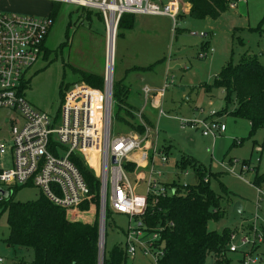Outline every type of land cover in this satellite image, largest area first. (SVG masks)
<instances>
[{
	"label": "rangeland",
	"instance_id": "rangeland-1",
	"mask_svg": "<svg viewBox=\"0 0 264 264\" xmlns=\"http://www.w3.org/2000/svg\"><path fill=\"white\" fill-rule=\"evenodd\" d=\"M234 4L236 7L230 8L218 20H194L187 9L190 8L189 4L185 2L177 29L168 17L136 15L134 28L125 30L123 36L117 38L113 78L114 84L123 82L130 87V103L136 110L144 103L142 88L148 86L157 91L163 88L166 80L169 82L163 105L169 118H162L158 125L155 111L150 106L147 111L149 118L156 120L160 146H169L171 150L167 163L161 167L164 172L162 182L170 187L173 184H193L195 172L191 169L181 171L176 166L182 156H193L214 173L210 177L213 191L229 197V202L223 204L224 217L219 222H211L209 229L218 233L232 229V233L242 231L251 236L254 229L245 226H253L259 234L264 235V202L258 210L257 190L253 185L256 174H264V133L261 131L255 138L248 139L249 124L225 116L221 123L228 130L215 140L203 136L200 130L182 128L180 123V120H204L213 112L219 116V111L225 106V93L216 89L207 94L201 86L213 84L217 73L228 63L237 65L245 56H256L264 66V32L252 30L264 18V0H237ZM54 5L48 0H0L1 11L42 18L51 15ZM60 6L47 39L46 46L50 54L46 59L43 56L26 76L30 81L25 90L26 99L37 110L51 117L59 113L63 103L61 85L65 87L79 82L78 70L105 78L106 69L107 38L101 12L66 4ZM204 50L214 52H209L207 59L201 60ZM134 67L148 69L143 72L131 71ZM233 108L232 104L230 109ZM117 111L118 106L114 103L112 135L130 133L126 124L117 120ZM14 119L15 115L10 111L0 109V143L10 139L11 122ZM127 120L130 121V118L127 117ZM235 121L237 127L234 131ZM235 137L242 144H234ZM254 142H257V147H253ZM91 163L94 165V162ZM1 167H10L8 155L0 158ZM93 173L97 177L95 170ZM261 188L264 192V185ZM224 189L229 192V196ZM14 191L12 198L17 202H32L41 197L39 189L34 187H22ZM144 192L145 185L139 194L144 195ZM236 202H241L244 208L242 213L233 211ZM103 221L106 227L105 244L109 252L125 243L124 231L129 217L109 209ZM8 236V215L4 213L0 215V258L5 264H12L16 256L32 261L34 252L27 248L9 247ZM258 244L252 260L261 264L264 243ZM226 257L229 264H243V252H228ZM130 264L154 262L138 253L134 260H130ZM208 264H214L212 257L208 259Z\"/></svg>",
	"mask_w": 264,
	"mask_h": 264
},
{
	"label": "built area",
	"instance_id": "built-area-1",
	"mask_svg": "<svg viewBox=\"0 0 264 264\" xmlns=\"http://www.w3.org/2000/svg\"><path fill=\"white\" fill-rule=\"evenodd\" d=\"M48 1L101 12L107 38L104 88L76 83L65 90L62 106L55 117L37 110L25 97L30 82L26 76L44 56L43 45L54 21L49 16L42 18L0 10V109L13 111L23 120L22 125L12 126L10 146L0 143V156L10 150L13 158L10 169H0V186L8 187V190L2 188L8 192L18 187H34L53 205L67 212H78L91 197L90 187L72 159L78 157L97 172L100 180V253H103L106 240L102 217L104 219L110 209L129 217L124 243L128 258L134 260L140 253L159 264L164 256L162 246H158L164 228L151 229L144 218L160 197L176 196L180 186L186 188L190 184L170 187L162 182L164 172L158 165H165L168 156L159 147L158 127L149 125L145 119L153 93L164 97L168 83L157 91L148 86L142 89L144 103L136 115L145 129L143 134L112 135L115 48L124 15L168 17L177 29L185 0ZM235 7L231 5L232 9ZM207 53L201 58L207 57ZM165 115L160 108V116ZM216 116L213 112L204 120H180V123L182 128L200 130L203 136L216 139L227 130ZM129 165L134 166L133 171L126 169ZM141 168L147 169V173L141 172ZM141 184L146 188L144 196L137 193ZM5 200L0 196V203ZM262 202L264 192L258 189V210ZM253 229L251 236L242 231L230 236L229 252H243V264H257L252 256L257 243H264V235ZM260 263H264L262 256ZM0 264H4L1 258Z\"/></svg>",
	"mask_w": 264,
	"mask_h": 264
},
{
	"label": "trees",
	"instance_id": "trees-1",
	"mask_svg": "<svg viewBox=\"0 0 264 264\" xmlns=\"http://www.w3.org/2000/svg\"><path fill=\"white\" fill-rule=\"evenodd\" d=\"M185 1L190 4V15L194 20H218L237 0ZM60 9V4L55 3L49 16L54 23ZM134 26L135 16L124 15L117 38ZM253 31L264 32V18ZM49 35L43 45L44 59L50 54L46 46ZM206 52L204 50L203 53ZM147 69L134 67L131 71L143 72ZM78 72L80 81L77 83H85L95 89L104 88L103 76ZM73 84L61 85L63 98L65 90ZM204 87L207 92L219 89L225 93V106L221 113L249 122L251 131L248 139L255 138L261 131L264 133V66L256 56H245L237 65L228 63L215 82ZM130 93V87L123 82L114 84L113 97L118 106L116 117L131 132L143 134L145 129L136 115L139 109L136 110L130 103ZM232 104L234 108L230 109ZM145 119L151 125L150 120ZM257 146L254 142L253 147ZM72 159L91 190V197L78 212H67L53 205L42 194L36 201L17 202L12 198L14 191L0 203V215H8V245L34 252L32 261L16 256L12 264H130L124 243L109 252L105 244L104 257L101 258L100 180L83 160L78 157ZM177 166L181 171L192 169L195 182L186 188L180 186L176 196L160 197L158 204L151 207L144 218L151 229L164 228L158 245L162 246L164 256L159 264H208L210 257L214 259V264H229L226 255L232 229H225L222 233L209 229L211 222H219L224 217L223 204L229 202V197L213 191L210 187L213 174L197 161L183 157ZM133 168V165L126 167L128 171H133ZM253 184L257 187L264 185V174H256ZM224 192L229 196L225 189Z\"/></svg>",
	"mask_w": 264,
	"mask_h": 264
},
{
	"label": "crops",
	"instance_id": "crops-1",
	"mask_svg": "<svg viewBox=\"0 0 264 264\" xmlns=\"http://www.w3.org/2000/svg\"><path fill=\"white\" fill-rule=\"evenodd\" d=\"M186 2V1H185ZM185 2H184V4H185ZM184 6V5H183ZM189 6H190V4H189ZM187 9H191V7L190 8H187ZM187 9H185V11L187 10ZM145 16H151V15H145ZM154 17H164V16H154ZM182 17V16H181ZM183 18H184V16H183ZM183 18H181V19H183ZM263 20V19H262ZM261 23V22H260ZM259 23V24H260ZM259 24H258V26H259ZM257 26V27H258ZM257 27H255V28H257ZM255 28H253L252 30H254ZM210 52V51H209ZM213 52H214V50H213ZM212 52V53H213ZM211 53V52H210ZM209 53V54H210ZM207 57H208V53H207ZM207 57H205L206 59H207ZM201 59H203V58H201ZM220 73V72H219ZM219 73H217V75L219 74ZM217 75H216V77H217ZM166 83H168V88H169V86H170V84H169V82H167V80H166V82H165V84ZM205 85H209V84H204V85H202L201 86V88L207 93V94H211L213 91H211V92H207L206 91V89H205ZM165 86V85H164ZM164 86H163V88H164ZM168 88H167V90H168ZM143 89V88H142ZM158 90H161V89H158ZM167 90H166V92H165V94L167 93ZM143 92H141V96H143V94H142ZM165 94H164V97H161V96H159V95H156V92L155 93H153V95H152V97H151V100H150V104L147 106V111H148V108H149V106H150V108H152L154 111H155V118L157 119V122H158V125H159V122H160V120L162 119V118H164V117H168L167 115H165V116H160V108L164 111V109H163V105H164V99H165ZM144 98V97H143ZM141 107H143V105L141 106ZM140 110V109H139ZM9 111V110H8ZM220 113L218 114L219 116H216L218 119H219V122L221 123V121H222V119L225 117V116H228V117H232V116H229V115H227V114H222L221 113V111H219ZM10 113H12V114H14L15 115V119L11 122L12 123V126L14 125V124H19V125H22L23 124V120H22V118H20L17 114H15L13 111H10ZM165 113V112H164ZM166 114V113H165ZM158 116V117H157ZM146 117L150 120V123H151V125L152 126H156L155 124H156V120H155V118L153 119V121L149 118V116L147 115V113H146ZM159 117H161V118H159ZM209 117H210V115H209ZM169 118V117H168ZM234 118V120H243V119H238V118H235V117H233ZM176 119V118H175ZM178 120V119H177ZM179 121V120H178ZM237 121H235V128L233 129L234 131H235V129H236V127H237ZM244 121H246V120H244ZM247 122V121H246ZM248 124H249V122H247ZM222 124V123H221ZM182 127V126H181ZM12 128V127H11ZM227 130H228V128H227ZM227 130H226V132H227ZM250 131H251V126H250V124H249V134H250ZM225 132V133H226ZM221 137V136H220ZM236 138V139H235ZM234 139V144H236V143H238V142H241V140H238L239 138H237V137H235ZM218 138H216L215 140H217ZM3 142H6L9 146H10V142H11V130H10V139H8L7 141H3ZM158 144H159V147L160 148H162L163 150H165V153L167 154V156H169L170 155V152H171V150H170V147L169 146H160V134H159V138H158ZM239 144V143H238ZM240 144H242V142L240 143ZM6 155H8L9 157H10V167L8 168V169H10L11 167H12V154H11V152H10V150L8 151V153L6 154ZM6 155H5V157H6ZM4 156L3 157H1L0 156V158H5ZM183 157H185V158H188V159H192V160H194V161H197L193 156H190V155H184V156H182V158ZM181 158V159H182ZM181 159H179L177 162H176V166H177V163L181 160ZM198 162V161H197ZM199 163V162H198ZM200 164V163H199ZM145 165V164H144ZM158 167L159 168H161L162 166L161 165H158ZM177 168H178V166H177ZM1 170H7V169H5V168H0ZM192 170V169H191ZM140 171L141 172H143V173H147V169H140ZM212 174H214V173H212ZM194 181H195V178H194ZM254 185V184H253ZM144 186V184H141V186L137 189V193L139 194V190H141V188ZM254 187L256 188V190H257V201H258V189H262L261 187H257V186H255L254 185ZM2 188H4V187H2V186H0V190H3L4 191V189H2ZM19 188H22V187H18V189ZM16 189V188H15ZM146 189V188H145ZM6 192H8L7 190H5ZM12 192H14V191H12ZM12 192H9L10 193V195L12 194ZM145 193V192H144ZM140 195V194H139ZM0 196H2V195H0ZM140 196H144V195H140ZM257 206V205H256ZM244 209V208H243ZM257 209H258V207H257ZM245 227H252L253 228V226H245ZM9 247H10V245H9ZM4 264H5V262H4Z\"/></svg>",
	"mask_w": 264,
	"mask_h": 264
},
{
	"label": "water",
	"instance_id": "water-1",
	"mask_svg": "<svg viewBox=\"0 0 264 264\" xmlns=\"http://www.w3.org/2000/svg\"><path fill=\"white\" fill-rule=\"evenodd\" d=\"M0 195H2L5 199H8L10 197V193L6 192V191H3V190H0ZM233 211L237 212V213H242L243 206H242L241 202H236L234 204ZM102 225H103V217H102ZM103 257H104V250H103V253H101V258H103Z\"/></svg>",
	"mask_w": 264,
	"mask_h": 264
},
{
	"label": "bare ground",
	"instance_id": "bare-ground-1",
	"mask_svg": "<svg viewBox=\"0 0 264 264\" xmlns=\"http://www.w3.org/2000/svg\"><path fill=\"white\" fill-rule=\"evenodd\" d=\"M110 75H111V72H110Z\"/></svg>",
	"mask_w": 264,
	"mask_h": 264
}]
</instances>
